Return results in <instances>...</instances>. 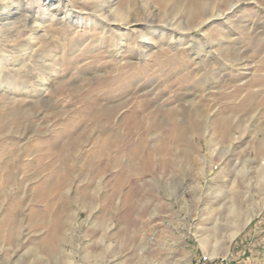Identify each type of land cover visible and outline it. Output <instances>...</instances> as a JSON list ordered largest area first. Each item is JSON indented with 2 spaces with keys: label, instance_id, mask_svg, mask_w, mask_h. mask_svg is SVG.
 Instances as JSON below:
<instances>
[{
  "label": "rangeland",
  "instance_id": "374dc122",
  "mask_svg": "<svg viewBox=\"0 0 264 264\" xmlns=\"http://www.w3.org/2000/svg\"><path fill=\"white\" fill-rule=\"evenodd\" d=\"M5 3L0 264H264V0Z\"/></svg>",
  "mask_w": 264,
  "mask_h": 264
},
{
  "label": "bare ground",
  "instance_id": "6f19581e",
  "mask_svg": "<svg viewBox=\"0 0 264 264\" xmlns=\"http://www.w3.org/2000/svg\"><path fill=\"white\" fill-rule=\"evenodd\" d=\"M117 1V0H116ZM163 1V0H162ZM112 2V1H111ZM7 3H5V4H2V5H0V10H1V12H0V16L1 17H3L4 16V20L5 19H7L8 17V15H9V12L11 11L10 10V8H9V5H6ZM106 4H108V3H106ZM110 4V3H109ZM109 6V5H108ZM113 6V5H112ZM114 6H115V4H114ZM233 6H235L234 4H233ZM15 7V6H14ZM109 7H111V6H109ZM148 7V6H147ZM146 7V8H147ZM16 10V9H15ZM143 11H145V10H143ZM13 12H14V10H13ZM112 12V11H111ZM114 15L116 16V18H120V19H117V21L118 22H115V23H117V24H115V26H110V25H108V24H106L105 25V27H107V29L109 30V27H112V29H111V31H112V34L113 35H117V32H122V36H128L129 34H131L132 33V31L135 29V27H137L138 25H139V23H138V21L137 20H134V21H128L126 24H123V22H124V20H126V13L125 12H123V11H117V9H114ZM233 12H234V9H233ZM162 12H158V14L160 15ZM163 15V14H162ZM6 17V18H5ZM17 17V13L15 14V13H12L11 15H10V17L9 18H13V19H15V18ZM94 17V16H93ZM101 17V16H100ZM159 17V16H158ZM108 18V17H107ZM34 19V18H33ZM91 19V18H90ZM137 19V18H136ZM3 20V18H0V22ZM12 20V19H11ZM18 20V19H17ZM99 20V19H98ZM143 20V19H142ZM164 20V19H163ZM103 22V21H102ZM147 22H148V24H158V22H153V21H148L147 20ZM206 22V21H205ZM9 23V22H8ZM15 23V22H14ZM13 23V24H14ZM16 23H17V21H16ZM104 23H105V21H104ZM103 23V24H104ZM173 23H175V22H173ZM91 24H95L94 22H92L91 21ZM138 24V25H137ZM145 25V23H144V25H145V27L146 28H148L149 29V31H154V32H158V31H163V27H161V26H153V25ZM104 26V25H103ZM151 26H153V27H151ZM187 26L188 25H186L184 28H185V31L187 32V31H189V28H187ZM196 28H198L199 29V33L202 35V36H204V32H203V28H204V22L203 21H200V22H198L197 24H196V26H195ZM12 28H13V25H12ZM11 28V29H12ZM134 28V29H133ZM104 29V28H103ZM107 29H105L104 30V33H106V31H108ZM133 29V30H132ZM137 30V29H136ZM111 31H110V33H111ZM148 31V32H149ZM179 32V31H178ZM111 34V35H112ZM153 34V33H152ZM119 35V34H118ZM183 36L184 37H188L185 33L183 34ZM182 36V37H183ZM171 39V38H170ZM186 39V42H183L184 44H186L187 46H188V43H190L189 42V40L187 39V38H184V40ZM181 40V39H180ZM180 43V42H179ZM116 45V44H115ZM177 46V45H176ZM181 46V45H180ZM190 46V45H189ZM102 47V46H101ZM116 47L118 48V46L116 45ZM174 47V46H173ZM183 47V46H182ZM192 48V47H191ZM201 48V47H200ZM119 49V48H118ZM190 49V48H189ZM117 50V49H116ZM119 51V50H118ZM177 51V50H176ZM28 55V54H27ZM1 59V58H0ZM139 61V60H138ZM196 63V62H195ZM1 68V67H0ZM208 124V123H207ZM262 165V164H261ZM260 165V166H261ZM264 167V166H263ZM261 168V167H260ZM243 172V171H242ZM261 173V172H260ZM261 175V174H260ZM264 179V178H263ZM262 179V180H263ZM231 198V197H230ZM232 204V203H231ZM228 211V213H234L235 212V215H236V213H238L237 212V210H236V208L234 207V206H232V205H230L229 207H228V209H227ZM250 221V218H249V216L248 217H246V219L244 220V223L243 224H241L240 226L241 227H243L244 225H246L248 222ZM236 225H237V223H235L234 224V229H236L233 233H231V235L229 236V239L231 240V239H233L235 236H236V234H237V232H238V230L239 229H237L238 227H236ZM217 254H216V252H215V250H211V253L209 254V256H207L208 258H214L215 256H216ZM204 260V259H203ZM217 260H227V259H215V260H210V261H206V260H204V264H216V261ZM196 264V263H195Z\"/></svg>",
  "mask_w": 264,
  "mask_h": 264
},
{
  "label": "built area",
  "instance_id": "2783aa9c",
  "mask_svg": "<svg viewBox=\"0 0 264 264\" xmlns=\"http://www.w3.org/2000/svg\"><path fill=\"white\" fill-rule=\"evenodd\" d=\"M196 264H204V260L200 255L196 257ZM216 264H230V260H217Z\"/></svg>",
  "mask_w": 264,
  "mask_h": 264
},
{
  "label": "crops",
  "instance_id": "0c3cea01",
  "mask_svg": "<svg viewBox=\"0 0 264 264\" xmlns=\"http://www.w3.org/2000/svg\"><path fill=\"white\" fill-rule=\"evenodd\" d=\"M240 264V263H239ZM242 264H253L252 262H243Z\"/></svg>",
  "mask_w": 264,
  "mask_h": 264
}]
</instances>
